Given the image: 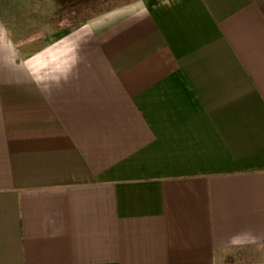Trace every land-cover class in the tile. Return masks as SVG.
I'll list each match as a JSON object with an SVG mask.
<instances>
[{"label":"crops","instance_id":"0c3cea01","mask_svg":"<svg viewBox=\"0 0 264 264\" xmlns=\"http://www.w3.org/2000/svg\"><path fill=\"white\" fill-rule=\"evenodd\" d=\"M3 11L0 264H264V0Z\"/></svg>","mask_w":264,"mask_h":264},{"label":"rangeland","instance_id":"374dc122","mask_svg":"<svg viewBox=\"0 0 264 264\" xmlns=\"http://www.w3.org/2000/svg\"><path fill=\"white\" fill-rule=\"evenodd\" d=\"M120 1L126 0H7L9 5L4 4L0 9L4 10L9 21L14 23L15 30L25 24L26 15L31 14L36 19L43 18L44 12L51 15L54 13L59 26H67L88 17L100 14L104 11L117 8ZM129 1V0H127ZM42 20V19H40ZM33 23L34 21L31 20ZM45 22L37 21L40 25ZM17 31V30H16Z\"/></svg>","mask_w":264,"mask_h":264}]
</instances>
